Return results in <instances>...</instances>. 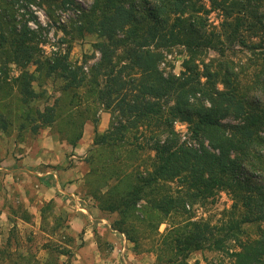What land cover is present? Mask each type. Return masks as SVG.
Wrapping results in <instances>:
<instances>
[{
	"label": "trees",
	"instance_id": "trees-1",
	"mask_svg": "<svg viewBox=\"0 0 264 264\" xmlns=\"http://www.w3.org/2000/svg\"><path fill=\"white\" fill-rule=\"evenodd\" d=\"M34 2L0 0V137L21 143L49 129L73 149L92 123L75 195L111 218L110 232L134 251L150 240L146 252L155 254V264H186L203 251L224 254L231 264H264V0H92L69 30L60 26L73 39L96 37L100 56L86 71L69 62L70 46L43 57L42 28L27 26L36 22L28 8ZM66 5L75 8L73 0L56 8ZM212 11L223 16L217 31L207 30ZM174 47L185 50L178 76L159 69L163 51ZM238 54L246 59L242 66L231 59ZM50 80L59 81L53 97ZM101 109L115 121L103 133ZM175 121L188 126L198 150L177 144ZM129 133L149 135L153 157L144 173L129 172L130 158L122 155ZM219 192L232 201L225 220L219 226L192 220L186 205L213 204ZM7 207L11 227L0 264H67L60 258L73 257L75 238L53 200L38 209L39 243L31 232L21 239L15 226V215L30 225L34 215L19 201ZM175 217L185 220L159 234Z\"/></svg>",
	"mask_w": 264,
	"mask_h": 264
},
{
	"label": "rangeland",
	"instance_id": "rangeland-1",
	"mask_svg": "<svg viewBox=\"0 0 264 264\" xmlns=\"http://www.w3.org/2000/svg\"><path fill=\"white\" fill-rule=\"evenodd\" d=\"M75 0H73L74 6ZM83 5L88 10L90 5L92 4V0H81ZM60 3V0H35L33 4L28 5L29 12L32 13L31 5L35 8L40 9L43 11L44 15L46 16V27L42 28V36H41V44L40 48L42 50V55L45 58L53 57L55 55H63L66 53L67 48L70 46L69 50V62L72 65H83V69L86 71L93 63L97 61V59L100 56L99 51L94 46L97 43V39L94 36H85L83 39H73L71 35L64 34L63 29H60V26H64L69 30V24L71 20L76 19L74 18V15L72 11L74 10V7L70 5H66L65 8H56V5ZM23 4V3H22ZM207 6L208 4L205 3ZM81 5V4H80ZM79 7V6H78ZM86 10V11H87ZM32 15L35 17L32 13ZM60 16H62V19L64 21L63 24L60 23ZM27 18V17H26ZM35 20H37V16L35 17ZM223 20L222 13L218 11H212L207 16V30H219V26ZM36 24V22H33ZM60 23V24H59ZM38 27V26H37ZM51 34L52 37H49ZM53 39V41H52ZM55 48V50H52V46ZM164 59L159 63V69L163 71L164 74L171 73L175 76H178L181 71H183L182 68V61L183 58H185V50L182 47H174L172 49H169L167 51H163ZM214 54L212 52L208 53V58L213 57ZM234 63L238 66H242L245 63V58L238 54L236 57L231 58ZM85 62V63H84ZM205 62H207V58L205 59ZM13 68V67H12ZM86 68V69H85ZM30 70H33V67L30 68ZM11 75H16L17 71L13 68ZM59 86V81L57 80H50L48 81L46 85V90L49 95L52 97L55 94V90ZM50 96V97H51ZM255 99H262L261 94H256L254 96ZM52 100L50 101V103ZM104 112L109 115L108 124L106 127V130L109 128L111 123H115L114 119L110 116V113L101 109L98 111V117L100 119V113ZM98 119V122H99ZM224 123H233L230 119L224 120ZM179 125H175V124ZM98 124V123H97ZM85 127H89V130L91 132L92 138H93V125L92 123H87L83 127V132ZM105 130V131H106ZM141 130V129H139ZM173 130L177 135V144L183 145L187 148L198 150L200 144L194 140L191 135L190 131L188 129V126L185 123H181L179 121L173 122ZM104 131V132H105ZM45 136V137H44ZM44 137V139L50 144V141L54 144L55 149L54 150H48L44 149V151L53 153L54 157L61 155H65L66 159L63 164L61 165H42L41 168L37 169V173L40 174V176L36 175L35 172L32 173H24L22 171L23 165L21 164V161L23 157L25 156L26 151H29L30 154V162L28 163V166L26 168H29L30 170L33 169V166L35 165L34 157L42 154V152L39 150L40 145L39 142ZM127 140H129V144L126 145L123 149L125 152H122L123 156H126L129 161V164H131L133 167L130 171H134L136 168L138 171L145 172L147 169L149 170V164L151 161V158L153 157V153L148 150V144L149 141L147 138L148 136H140L139 134H127ZM15 137H0V244L3 242L5 236L7 235V232L9 228L11 227L10 223L7 221H4L1 219L2 214L7 217L10 215V211L7 207V204H11L13 206H16V203L22 202L26 208L27 211L30 214L34 215L33 219V225L23 223L20 219H18L17 215L14 217L15 219V226L18 231V235L21 239H24L25 235L27 233L35 234L36 241L42 242V235L40 234L39 230V213L38 209L42 205V202L49 201V200H43L37 197L39 191H41V186L43 185L45 187H51L54 183L53 180L50 178L48 172L54 171L55 172H65L69 171V169H78L79 173L81 174V177H79V181L76 178L70 179L68 177H64V180H67L65 182H68L69 184H75V192L78 188V186L81 184L82 177L85 173V166L79 162L81 158L86 156L88 149L84 156L78 157L73 155V152H69L70 148L65 145L64 143H59L51 134V131L49 129H45L35 138L31 139L29 137H25L24 141L21 143L15 142ZM137 138V139H134ZM164 137L161 138L160 143L164 142ZM50 140V141H49ZM141 146L142 149L138 150L135 148V146ZM205 147L210 150V147L207 145V142H204ZM91 147V146H90ZM43 151V150H42ZM29 156V155H28ZM73 156V157H72ZM10 162L13 164L9 165ZM38 166V165H36ZM73 172V171H72ZM71 172V173H72ZM67 176V175H65ZM10 178L12 179V182L10 181ZM41 179V182H40ZM256 180V179H255ZM171 186H174L172 183ZM20 189V190H19ZM20 191L21 193L24 191L26 195L22 196L17 191ZM77 196V195H76ZM77 198H79L77 196ZM57 199L56 197L53 200L55 203V214H59L60 216H63L66 220V222L69 224L70 217L72 213L69 211V208L73 203L71 199H68V203L64 202L60 203V201H55ZM82 202L88 203L89 201H84L81 198H79ZM231 199L225 192H219L217 197L214 200L213 204H205L203 206L194 205L193 207H190L189 205H186V209L190 211L189 213L192 214L193 218L192 220H204L209 221L212 225L219 226V223L225 220V212L230 208L231 206ZM66 204V205H65ZM65 208H64V207ZM95 207V206H94ZM72 208V207H71ZM78 208V207H77ZM73 212H78L79 209H76L73 207ZM12 216V215H11ZM99 219L104 220V223H101V221H93V223H90L91 231L93 233V241H94V247L90 249L83 248V230L79 233H73L72 229L69 228V232L73 237L75 238V241L73 243V246L71 247L73 257H61L60 263H67V264H108L113 261V264H155V254L152 252H146L147 249H150L151 242L150 240H143L140 241L141 247L139 251H134L132 249V244L129 243L124 239L123 236L110 232L109 231V224L111 221L110 217H107L105 213H100ZM110 218V219H108ZM185 220L183 218H172L171 221H164L159 228L158 232L159 234L163 233L165 231V228L168 227V224L175 223L173 226H178L181 224V222ZM102 224L101 226H98L97 224ZM70 226V224H69ZM145 236H150L152 238L153 231H150L149 229H144ZM230 245H233L230 243ZM234 248V245H233ZM39 255H42L40 253ZM76 256L80 257V263H78L79 259L76 258ZM219 260L222 261L224 264H231V260L224 254L216 253L212 251H203L199 253H194L190 255V258L187 260L186 264H208L211 261ZM77 261V262H76Z\"/></svg>",
	"mask_w": 264,
	"mask_h": 264
},
{
	"label": "crops",
	"instance_id": "crops-1",
	"mask_svg": "<svg viewBox=\"0 0 264 264\" xmlns=\"http://www.w3.org/2000/svg\"><path fill=\"white\" fill-rule=\"evenodd\" d=\"M108 117L109 115L107 113H104V112L100 113V119L97 125V131L99 133H103L106 130L108 119H109ZM44 137H42V139L39 142V145H40L39 150L42 152V154L35 156L33 158L35 161V165L33 166L32 170H30L29 168H26L28 166V163L30 162L29 151L24 152L25 156L23 157L21 161V164L23 165L22 171L24 173L33 172L34 174L35 172L36 175L40 176V174H38L36 171L37 169L41 168V164L42 165H58V164L61 165L64 163L66 159L64 154L61 155V157L59 158V156L54 157L53 153L44 151L43 148L48 149V150L55 149L54 144L50 140H49L50 141V144H49L44 139ZM91 143H92L91 132L89 130V127H85L84 133H82V137L80 141L78 142L77 146L73 149L70 148L69 152H73L74 157L75 156L82 157L84 156L85 152L90 148ZM11 164L13 163L10 162L9 165ZM46 174L51 176L50 178L53 180L54 184L51 187H45L43 185H40L41 191L37 192L38 193L37 197L43 200H50L56 197L60 201V203H63V201L68 203V199L70 198L73 204L70 207L68 206V204L67 205L65 204L66 207L69 208V211L72 213L70 217V222H69L70 229H72V232L74 234L79 233L83 230V241H84L83 248H86V249L93 248L94 241L92 238L93 233L91 231L90 223H93V221L95 222L99 220L101 221V223H104V220L98 218L100 215V212L98 211L96 207L92 205L91 202H88V203L82 202L81 200H79V198H77V196L75 195V187H76L75 184H69L68 182H65L67 180H64V177H68L70 179L76 178L79 181V177H81V174L79 173L78 169L77 170L76 168L69 169V171H65V172H62V171L55 172L54 170ZM10 181L12 182L11 178H10ZM40 182H41V179H40ZM19 190L17 192L20 193L22 196L26 195L24 191L21 193ZM57 199H55V201H58ZM73 207H75L76 209H79V213L73 212ZM1 217H2L1 219H3L4 221H7V217H5L4 214H2ZM97 225L101 226L102 224L98 223ZM76 258L79 259L78 263H80V257L76 256ZM74 264H77V263H74ZM108 264H113V261Z\"/></svg>",
	"mask_w": 264,
	"mask_h": 264
},
{
	"label": "built area",
	"instance_id": "built-area-1",
	"mask_svg": "<svg viewBox=\"0 0 264 264\" xmlns=\"http://www.w3.org/2000/svg\"><path fill=\"white\" fill-rule=\"evenodd\" d=\"M75 5L77 7L74 8V10L72 11L73 15H74V18H77V16H79L81 14V12L83 11H86V7L83 5V3L81 2V0H75ZM81 4V5H80ZM79 6V7H78ZM31 9H32V13L34 15L37 16V20H36V24H34L33 22L34 21H28L27 22V26L32 29V30H36L37 29V26H40V27H46V16L44 15L43 11H41L40 9L37 10V8L33 7L32 5L30 6ZM35 16V17H36ZM61 18L59 19L60 20V23L63 24L64 21L62 19V16H60ZM59 23V24H60ZM49 37H52L51 34ZM53 41V39H52ZM52 46V45H51ZM52 50H55V48H53V46L51 47ZM86 69V68H85ZM176 126L179 125V124H175Z\"/></svg>",
	"mask_w": 264,
	"mask_h": 264
}]
</instances>
